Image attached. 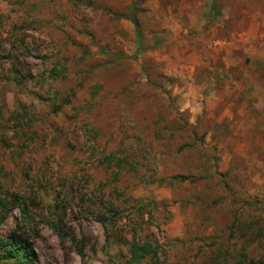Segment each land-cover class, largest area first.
<instances>
[{
    "label": "rangeland",
    "instance_id": "374dc122",
    "mask_svg": "<svg viewBox=\"0 0 264 264\" xmlns=\"http://www.w3.org/2000/svg\"><path fill=\"white\" fill-rule=\"evenodd\" d=\"M11 195L0 264L15 235L23 264L260 258L264 0H0Z\"/></svg>",
    "mask_w": 264,
    "mask_h": 264
},
{
    "label": "trees",
    "instance_id": "16d2710c",
    "mask_svg": "<svg viewBox=\"0 0 264 264\" xmlns=\"http://www.w3.org/2000/svg\"><path fill=\"white\" fill-rule=\"evenodd\" d=\"M134 22V25L137 27L135 19H131ZM180 180H184L187 177L185 176H176ZM7 197L0 196V224L5 219L6 214L12 208L21 207L23 213H27V205L19 196L11 195L8 199ZM1 247L6 251L7 257L15 259L16 261H23V263L31 262L33 260V249L31 243L24 238V236L15 235L9 238L8 240H1ZM152 253V248L149 244L139 245L137 243L131 245L129 248V257L127 260L128 264H143V258ZM22 263V264H23ZM19 264V263H16ZM236 264H264V254L258 258H249L248 255L243 252L240 254L239 258L236 261Z\"/></svg>",
    "mask_w": 264,
    "mask_h": 264
}]
</instances>
